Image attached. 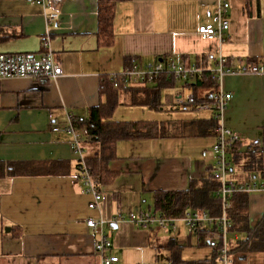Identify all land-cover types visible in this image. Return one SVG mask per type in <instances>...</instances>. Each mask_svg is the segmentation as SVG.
I'll return each instance as SVG.
<instances>
[{
	"label": "crops",
	"instance_id": "1",
	"mask_svg": "<svg viewBox=\"0 0 264 264\" xmlns=\"http://www.w3.org/2000/svg\"><path fill=\"white\" fill-rule=\"evenodd\" d=\"M230 3V29L224 39L209 40L199 34V27L215 23L217 0H119L113 42L101 45L98 0H64L56 8L59 17L53 23L44 15L53 9L27 0H0V52H39L44 40H49L63 68V74L51 80L0 79V159L57 161L67 167L64 173L0 180V264H100L95 252L97 236L87 218L110 220L120 214L153 210L157 191L186 190L191 182L201 185L210 177L217 159L213 129L205 134L122 140L109 164L116 177L100 186V206L90 208L94 197L80 179L72 135L54 131V127L65 126L70 114L86 117L91 107L105 99L100 93L103 78L122 72L134 61L148 63L173 56L206 69L216 67L220 58L234 67L245 62L264 64V0ZM191 83L179 81L163 87L158 109L122 103L112 119L210 120L209 110L175 105L178 89L172 96L163 94L178 84L188 93ZM211 85L208 92L215 89ZM222 87L233 94L224 117L226 126L241 135L240 149L254 143L264 149V74L227 75ZM120 100L124 101L123 94ZM84 140V155L88 156L96 147L86 137ZM239 169L232 163L231 180L264 183L263 176ZM242 193L247 195L248 224L253 228L264 217V188ZM210 229L209 225L190 229L184 223L176 231L144 229L127 220L105 226L113 241L110 254L119 257L114 264H161L162 250L169 242L180 247L184 260L209 261L214 254ZM228 237L233 248L247 234L229 232ZM236 264H264V251H252Z\"/></svg>",
	"mask_w": 264,
	"mask_h": 264
},
{
	"label": "built area",
	"instance_id": "2",
	"mask_svg": "<svg viewBox=\"0 0 264 264\" xmlns=\"http://www.w3.org/2000/svg\"><path fill=\"white\" fill-rule=\"evenodd\" d=\"M41 4L46 10L53 9L52 12H45L48 23H53L58 19L59 14L56 8L60 7L64 0H27ZM230 0H217L215 13V23L204 24L199 27V34L206 39H224L225 33L230 29L229 10ZM44 49L39 52H0V79L4 78H30L34 81L51 80L63 74V68L57 62L49 40H44ZM209 72V79L215 87L210 100H199L193 90L188 93L177 90L174 96V103L185 109L209 110L215 120L213 132L216 142L213 150L216 154V164L212 171V178L216 183L215 194L222 200V212L219 215L212 214L206 209H189L182 217H169L164 214L149 210L131 212L128 215H117L112 219L104 217H89L86 220L88 227L97 236L95 252L99 256L100 264H114L119 257L110 254L113 249V241L106 233L105 226L110 222L130 221L135 226L144 229L160 228L164 230H176L181 221L190 229H197L204 225H209L210 238L209 245L219 252V264H236L234 257L230 253L229 227L231 222L227 216V208L231 197L237 192H246L255 188H264V183L258 185L256 182L250 184H239L229 177L232 167L231 151L239 143H242L241 135L230 129L225 124V112L233 98V94L225 91L222 81L227 75H249L264 74V64L255 62H245L239 66H229L227 59L220 58L217 66L206 69L196 64H189L179 61L175 57L159 58L154 62L142 63L134 61L120 73L110 75V79L115 87L125 86H145L156 85L162 81L168 82H194L196 78H201L205 72ZM75 116L69 115L68 123L65 126H56L54 131H65L72 135L71 147L78 159V169L80 179H82L88 191L94 199L90 202V208H98L102 201V190L93 179L91 171L86 164L84 155V136L82 132L74 126Z\"/></svg>",
	"mask_w": 264,
	"mask_h": 264
},
{
	"label": "trees",
	"instance_id": "3",
	"mask_svg": "<svg viewBox=\"0 0 264 264\" xmlns=\"http://www.w3.org/2000/svg\"><path fill=\"white\" fill-rule=\"evenodd\" d=\"M119 0H98L99 29L98 36L101 45L113 42V17L115 5ZM185 62V61H184ZM200 65V64H199ZM175 82L145 86L115 87L110 75L103 78L100 93L105 99L98 105L91 107L86 117L74 118V126L83 130V136L92 143L96 150L85 157L95 183L99 186L110 184L116 177V172L110 169V162L116 158L119 141L131 139H153L178 134H205L215 126V120L164 123L158 121L135 120L116 121L113 113L118 105H148L158 109L162 105L161 90L166 86H173ZM209 72L191 83L192 90L199 100L207 101L212 97ZM124 101L121 102V95ZM1 136V132H0ZM84 137V138H85ZM239 143L232 149V162L242 170L256 176L264 177V149L258 143L242 151ZM66 165L62 162H28L5 161L0 159V180L22 175H47L64 173ZM67 168V167H66ZM216 183L210 177L201 185L191 182L190 187L181 191H157L153 210L169 217H182L189 209H206L214 215L222 212V200L215 194ZM233 203L227 208V216L231 222L229 232H245L247 237L230 249L235 261L245 259L252 251H264V217L253 228L248 224L247 195L237 192L232 196ZM169 250L168 258L171 264H216L219 259L218 250L209 261H188L182 257L180 247L174 242L166 244Z\"/></svg>",
	"mask_w": 264,
	"mask_h": 264
},
{
	"label": "rangeland",
	"instance_id": "4",
	"mask_svg": "<svg viewBox=\"0 0 264 264\" xmlns=\"http://www.w3.org/2000/svg\"><path fill=\"white\" fill-rule=\"evenodd\" d=\"M180 84H178L177 86H176V88H172V89H166V90H164V92H163V94L164 95H166V94H169V95H171L172 96V94H173V92L174 91H176L177 89L178 90H180L181 89V85L179 86ZM185 92H187V91H185ZM234 167L238 170L239 168H237V165L236 164H234ZM241 168V167H240ZM241 172L243 171L242 169H239ZM244 172V171H243ZM229 177H230V175H229ZM181 225H183V223L182 222H179L178 223V227L177 228H179ZM176 231V230H175ZM169 253V251H168V249L167 248H164V250H162V255H163V258H162V262H161V264H171L170 262H169V260H167L168 258H167V254Z\"/></svg>",
	"mask_w": 264,
	"mask_h": 264
}]
</instances>
